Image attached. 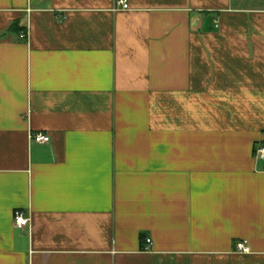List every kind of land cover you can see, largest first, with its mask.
<instances>
[{"label": "crops", "instance_id": "obj_1", "mask_svg": "<svg viewBox=\"0 0 264 264\" xmlns=\"http://www.w3.org/2000/svg\"><path fill=\"white\" fill-rule=\"evenodd\" d=\"M256 144L264 0H0V264H264Z\"/></svg>", "mask_w": 264, "mask_h": 264}, {"label": "built area", "instance_id": "obj_2", "mask_svg": "<svg viewBox=\"0 0 264 264\" xmlns=\"http://www.w3.org/2000/svg\"><path fill=\"white\" fill-rule=\"evenodd\" d=\"M118 6L121 7L123 10H127V4L124 1H119ZM31 140L36 144H46L49 142V137L47 135L37 133L31 135ZM254 157L258 160H264V145L256 144L254 147ZM14 217V225L17 228H25L30 226V219L26 217L24 213L20 210H16L13 213ZM146 246L151 245V240L147 239L145 241ZM236 251L241 253H248L249 248L242 242H239L235 245Z\"/></svg>", "mask_w": 264, "mask_h": 264}, {"label": "trees", "instance_id": "obj_3", "mask_svg": "<svg viewBox=\"0 0 264 264\" xmlns=\"http://www.w3.org/2000/svg\"><path fill=\"white\" fill-rule=\"evenodd\" d=\"M8 31H10V32H20V31H23V29L22 28H18L17 24H12L8 28Z\"/></svg>", "mask_w": 264, "mask_h": 264}]
</instances>
